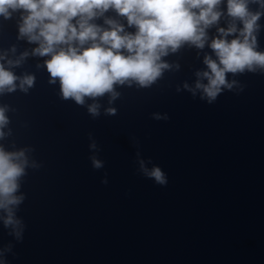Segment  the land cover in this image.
I'll return each mask as SVG.
<instances>
[{"label":"water","instance_id":"1","mask_svg":"<svg viewBox=\"0 0 264 264\" xmlns=\"http://www.w3.org/2000/svg\"><path fill=\"white\" fill-rule=\"evenodd\" d=\"M105 16L135 31L113 10ZM19 20V12L0 17V63L7 68L28 52L10 70L34 75L35 84L24 92L18 80L14 92L0 94L10 121L3 131H12L0 143L33 149L29 161L38 167L28 168L21 189L22 239L0 220L7 264H264V74L236 76L232 90L209 104L195 89V72L211 49L186 47L164 58L178 71H165L151 88L118 87L114 102L96 101L93 118L92 99L77 105L62 99L58 81L49 83L48 57L31 54L38 45L19 38ZM259 23L264 50V17ZM154 167L166 185L145 174Z\"/></svg>","mask_w":264,"mask_h":264},{"label":"clouds","instance_id":"2","mask_svg":"<svg viewBox=\"0 0 264 264\" xmlns=\"http://www.w3.org/2000/svg\"><path fill=\"white\" fill-rule=\"evenodd\" d=\"M110 9L135 31H127L124 23L106 17ZM17 12L19 38L38 45L32 55L48 57L43 66L49 73V83L58 81L62 99H71L77 105H85V98L92 99L94 103L87 110L93 118L100 116L101 105L96 101L107 95L109 103L114 102L121 95L118 87L135 83L151 88L165 71H178V62L169 63L164 58L178 55L186 47L195 48L198 54L206 46L211 49L210 54L203 55L205 69L195 72V89L209 104L223 91L232 90L238 83L236 76L264 74V50H259L258 40L264 0H0V17L4 20ZM225 14L230 18L227 27H218ZM101 18L107 27L96 23ZM214 26L217 35L210 37L209 29ZM27 56L25 52L15 61H7V68L0 63V94L14 92L18 80L24 92L34 86V75L18 77L10 70ZM184 88L195 95L186 83ZM8 110L7 106L0 107V141L12 135L11 129L3 131L10 123ZM106 114L116 115V110L109 108ZM90 148L97 149L95 141ZM13 149L0 143V220L19 240L24 225L17 212L26 199L21 191L23 181L28 168L38 165L29 161L28 153L33 149H15L14 145ZM92 163L94 168L103 167L96 158ZM145 174L159 185L167 184L166 174L159 167L145 170ZM2 257L0 252V264H7Z\"/></svg>","mask_w":264,"mask_h":264}]
</instances>
